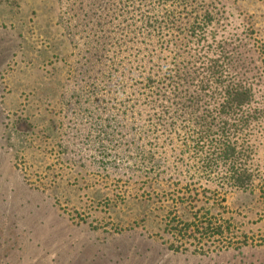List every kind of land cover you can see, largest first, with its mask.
Returning a JSON list of instances; mask_svg holds the SVG:
<instances>
[{
  "label": "rangeland",
  "instance_id": "obj_1",
  "mask_svg": "<svg viewBox=\"0 0 264 264\" xmlns=\"http://www.w3.org/2000/svg\"><path fill=\"white\" fill-rule=\"evenodd\" d=\"M0 264H264V0H0Z\"/></svg>",
  "mask_w": 264,
  "mask_h": 264
},
{
  "label": "trees",
  "instance_id": "obj_2",
  "mask_svg": "<svg viewBox=\"0 0 264 264\" xmlns=\"http://www.w3.org/2000/svg\"><path fill=\"white\" fill-rule=\"evenodd\" d=\"M164 3L177 2L180 5H186L190 0H162ZM203 22L201 23L202 27ZM206 25V23H205ZM198 28V27H197ZM196 28V29H197ZM203 28V27H202ZM193 32H195V28L192 27ZM195 34H190V36H194ZM192 69L189 67L178 68L176 71V78L173 76V71L169 74V78L166 81L169 83L167 87L168 91L173 92V99H175L173 103V111H197L199 105L203 104L204 96H202L205 91L202 81V74L199 71H196V77L193 78L192 81H189V77L191 75ZM189 75V77H187ZM187 77V78H186ZM224 97L221 99V103L217 106V111H219V115L223 120V126L227 127L229 121L234 119L237 111H243V109L248 106L252 101V93L250 89L242 86L238 83H230L224 86ZM165 109L167 107H164ZM199 111V110H198ZM201 129V128H200ZM203 135L209 133V130L204 129L202 126ZM206 137H209L208 135ZM205 138L199 139V143H202ZM220 154L223 156V159L226 160L227 164L229 163L231 169L228 171L227 178L225 181L227 185L239 190H247V188L251 187L252 175L249 174L247 170H239L234 168L236 161V148L231 144H224L219 148Z\"/></svg>",
  "mask_w": 264,
  "mask_h": 264
}]
</instances>
